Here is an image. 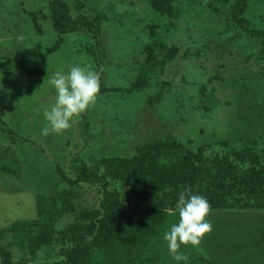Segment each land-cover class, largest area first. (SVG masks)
Segmentation results:
<instances>
[{
    "label": "rangeland",
    "instance_id": "rangeland-1",
    "mask_svg": "<svg viewBox=\"0 0 264 264\" xmlns=\"http://www.w3.org/2000/svg\"><path fill=\"white\" fill-rule=\"evenodd\" d=\"M63 1L72 25L59 0H0V264L64 260L75 223L99 227L106 190L159 200L182 167L208 178L227 159L264 173V0ZM76 64L103 69L97 103L43 136L48 80ZM218 199L187 264H264V207ZM178 219L128 211L78 264H185L163 239Z\"/></svg>",
    "mask_w": 264,
    "mask_h": 264
},
{
    "label": "trees",
    "instance_id": "trees-1",
    "mask_svg": "<svg viewBox=\"0 0 264 264\" xmlns=\"http://www.w3.org/2000/svg\"><path fill=\"white\" fill-rule=\"evenodd\" d=\"M59 2L60 7L64 9L65 23L74 24L71 21L67 3L63 0ZM222 166L218 173L208 178L202 176L203 173H199L203 168L195 165L182 167L185 169L183 187L172 190L163 189L159 200H155L152 193L144 192L134 202L124 204L118 192L106 190L101 202V217L97 219L99 227L95 225L81 227L80 223H75L68 236L69 245L61 249L65 259L54 264H78V260L85 258L91 247L100 243V234L104 229L118 221L120 216L128 211H140L144 207L152 210L156 205L163 207L167 205L169 208H174L180 192L185 187H191L193 194L206 197L211 206L217 204L220 193H232L235 194L236 200L244 206L264 207V173L258 157L244 167L229 159L222 163Z\"/></svg>",
    "mask_w": 264,
    "mask_h": 264
},
{
    "label": "clouds",
    "instance_id": "clouds-1",
    "mask_svg": "<svg viewBox=\"0 0 264 264\" xmlns=\"http://www.w3.org/2000/svg\"><path fill=\"white\" fill-rule=\"evenodd\" d=\"M100 72L76 64L67 74L56 72L51 76L48 83L55 89V103L44 112L48 124L41 135L61 134L72 127L76 118L96 105L101 90ZM175 211L179 216L178 222L172 224L163 239L167 242L171 258L187 264L189 257L180 249L189 245L201 247L203 240L213 231L208 219L212 209L206 197L193 194L191 187H185L179 194Z\"/></svg>",
    "mask_w": 264,
    "mask_h": 264
}]
</instances>
